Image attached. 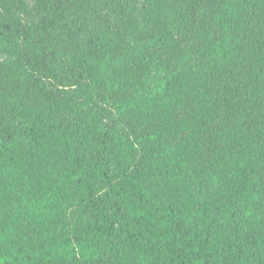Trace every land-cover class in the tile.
I'll use <instances>...</instances> for the list:
<instances>
[{
	"label": "trees",
	"instance_id": "1",
	"mask_svg": "<svg viewBox=\"0 0 264 264\" xmlns=\"http://www.w3.org/2000/svg\"><path fill=\"white\" fill-rule=\"evenodd\" d=\"M0 264H264V0H0Z\"/></svg>",
	"mask_w": 264,
	"mask_h": 264
}]
</instances>
